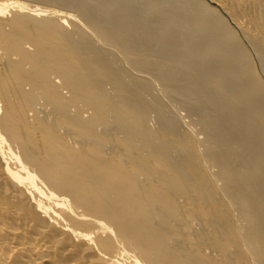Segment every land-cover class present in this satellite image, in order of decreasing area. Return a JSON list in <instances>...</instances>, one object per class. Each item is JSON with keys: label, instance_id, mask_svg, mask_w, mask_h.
Instances as JSON below:
<instances>
[{"label": "bare ground", "instance_id": "bare-ground-1", "mask_svg": "<svg viewBox=\"0 0 264 264\" xmlns=\"http://www.w3.org/2000/svg\"><path fill=\"white\" fill-rule=\"evenodd\" d=\"M253 60L264 0L0 1V264H264Z\"/></svg>", "mask_w": 264, "mask_h": 264}, {"label": "rangeland", "instance_id": "rangeland-1", "mask_svg": "<svg viewBox=\"0 0 264 264\" xmlns=\"http://www.w3.org/2000/svg\"><path fill=\"white\" fill-rule=\"evenodd\" d=\"M0 1H4V0H0ZM6 1V0H5ZM29 3L28 5H35L36 3H31L30 1H26V4ZM37 6H41L40 4H36ZM43 6V5H42ZM63 11V10H61ZM253 66H254V69H255V73H256V77L262 81H264V75L262 74L260 68H259V65L257 63L256 60H253Z\"/></svg>", "mask_w": 264, "mask_h": 264}]
</instances>
